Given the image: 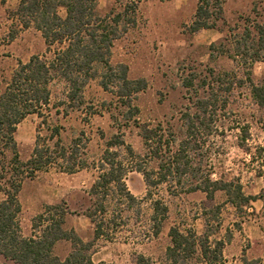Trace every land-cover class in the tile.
Here are the masks:
<instances>
[{
  "label": "rangeland",
  "instance_id": "rangeland-1",
  "mask_svg": "<svg viewBox=\"0 0 264 264\" xmlns=\"http://www.w3.org/2000/svg\"><path fill=\"white\" fill-rule=\"evenodd\" d=\"M19 1L0 0V94L20 62H28L36 54L52 56L46 52L39 30L22 29L9 15ZM131 1L137 4V23L115 42L112 63L127 64L132 79H146L147 87L133 100L139 113L128 116V108L104 90L98 78L89 81L81 99L66 104L61 103L66 83L61 79L52 82L48 120L62 126V143L68 146L77 140L78 159L87 160L89 167L76 173L51 168L24 182L19 194L23 234L31 235L33 219L46 205L60 204L68 211L65 228L75 229L85 240L91 239L94 225L85 213L97 206L98 197L90 191L101 173L97 167L109 143L122 137L142 156L140 160L147 168L158 170L159 159L146 156L139 123L160 125L159 134L167 143L189 137L187 124L192 117L199 128L193 129L190 136L191 170L183 175L182 185L167 181L154 189V198L169 208L159 235L151 230L153 200L147 198L144 176L129 172L126 183L137 201L131 210L123 205L122 212L117 209L115 221L106 227L112 239L98 241L94 261L137 264V256L144 254L153 264H171L166 255L171 244L170 229L178 226L182 231L191 228L198 236L208 233L212 250L217 240L224 241L222 256L215 258L211 253V263L204 259L199 247L183 264H244V258L264 264V151L257 148L264 146V108L250 97L246 78L249 61L232 57L234 42L242 40L247 29L253 30L254 37L256 26H264V0H222L217 27L198 32L190 29L198 0H99V8L103 14L112 9L121 11ZM60 12L65 15L64 9ZM16 28L17 36L9 42L8 34ZM253 71L258 81L264 73V62H256ZM211 89L217 94V107L205 114L197 107V100L208 96ZM41 120L31 114L18 126L16 139L22 160L32 154ZM246 126L250 135L247 145L241 147L239 137ZM40 130L43 136L48 135L46 127ZM174 144L172 150L177 148ZM8 154V158H0L8 161ZM209 169L215 180L239 181L247 194L258 198L239 212L227 201L226 194L218 191L213 205L205 207L206 193L187 189L198 184ZM3 199L5 194L0 192V201ZM71 248L70 241L61 240L54 251L64 258Z\"/></svg>",
  "mask_w": 264,
  "mask_h": 264
},
{
  "label": "trees",
  "instance_id": "trees-1",
  "mask_svg": "<svg viewBox=\"0 0 264 264\" xmlns=\"http://www.w3.org/2000/svg\"><path fill=\"white\" fill-rule=\"evenodd\" d=\"M222 4V0H198L195 17L190 25L191 31L216 28L223 10ZM61 9L65 10L64 16ZM136 12L137 4L131 1L121 11L112 9L103 14L99 8V0H20L17 8L9 12L22 29L34 27L42 33L46 52L52 53V56L46 58L36 54L28 62H20L0 94V155L4 158H8V153L11 155L8 161L0 158V192L5 194V199L0 201V264H6L4 261L14 264H96L93 256L98 241L112 239L106 229L110 227L111 221H115L117 209L122 212L123 205L125 209L131 210L137 201L126 183V178L132 171L143 174L147 198L153 200V213L150 218L153 234L158 236L162 230L169 208L164 201L154 198V189L167 181L182 185L183 175L191 170L190 136L192 137L193 129L199 128L195 126L192 117L188 118L187 124L189 137L183 140L182 136L181 139L167 143L163 134H159L162 130L160 125L152 127L149 123H139L136 120L147 150L146 156L159 159L158 170L147 168L144 161L141 162L142 156L131 145H127L122 137L109 143L97 167L101 173L90 191L93 197H98L97 206L89 208L85 213L94 225L91 239L85 240L75 229L65 228L68 211L60 204L46 205L34 217L30 236L23 234L20 220L22 204L19 194L26 180L34 179L39 172L51 168L76 173L89 167L87 160L78 159L77 140L68 146L62 143V126L48 120L46 111L51 105V84L55 79L66 83L62 104L81 99L89 81L98 78L101 87L114 94L128 108V116L133 117L139 113L133 100L147 87L146 79H132L127 64L112 63L115 42L136 25ZM16 29L9 32V42L16 38L19 31ZM255 30L257 33L254 37L253 30L247 29L242 40L234 42L232 57L239 61H249L246 78L250 97L256 105L264 108V73L256 81L253 71L256 62H264V26L257 25ZM218 77L222 78V74ZM217 100L215 90L211 89L208 96L197 100V107L207 114L209 110L217 107ZM31 114H37L42 120L32 154L28 160H22L16 132L19 124ZM42 127L47 128L48 135L41 134ZM249 135L246 126L239 137L241 147L247 145ZM173 143L177 144L174 150L171 149ZM118 147H125V152H121ZM257 148L259 152L264 151L263 145ZM212 175V171L207 170L198 184L187 189L206 193L205 207L213 205L218 191H223L227 201L239 212H243L258 198L256 195L247 194L241 182L215 180ZM111 205L112 211L108 214ZM215 209L220 211V206ZM170 237L171 244L166 255L171 264H183L185 259L199 251V247L201 255L210 263L211 253L215 258L222 256L224 241L217 240L212 250L208 245V233L198 236L191 228L182 231L178 226H173ZM61 240L70 241L72 244L70 253L64 258L54 251ZM137 264L153 263L149 257L139 254ZM244 264L254 262L244 258Z\"/></svg>",
  "mask_w": 264,
  "mask_h": 264
}]
</instances>
